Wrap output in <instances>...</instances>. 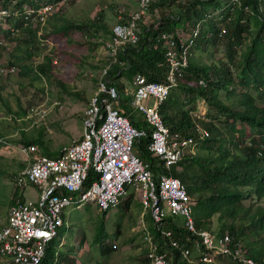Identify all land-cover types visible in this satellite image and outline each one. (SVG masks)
Returning a JSON list of instances; mask_svg holds the SVG:
<instances>
[{
	"label": "built area",
	"instance_id": "2783aa9c",
	"mask_svg": "<svg viewBox=\"0 0 264 264\" xmlns=\"http://www.w3.org/2000/svg\"><path fill=\"white\" fill-rule=\"evenodd\" d=\"M150 1L138 0L134 12L125 19L118 17L111 26V38L106 42L109 61L114 60L117 51L124 46L138 43L139 22L149 10ZM231 2L238 4L239 0ZM52 6L17 7L15 0H11L8 5H0V25L10 21L5 24L6 28L3 26L10 36L18 32L13 26L17 20H34L39 28L44 27L53 11ZM201 27L202 23L196 22L180 41H175L169 34L162 35L168 66L162 81L148 80L143 74L133 77L129 105L148 124L149 132L135 127L116 108L120 94L108 79V63L102 68L97 87L83 111L78 138L59 147L54 157L39 153L34 144H19L26 165L14 175L13 191L30 185L35 194L32 200L16 198L9 205L5 221L0 224V264H40L51 241L59 237L58 245L63 244L59 227L64 223V207L93 203L98 210L107 211L116 208L128 190L141 194L144 209L148 210L152 222V229L144 222L139 225L146 242L144 264H170L167 252L176 250L188 264H222L221 257L239 264H264V259L256 261L247 255L243 241L235 239L229 231L218 234L210 229L196 228L191 215L192 201L179 180L165 173L155 178L150 165L135 153L139 140L149 136L147 149L161 162L163 169L170 170L187 153L193 152V138L170 132L159 107L182 75L189 50ZM57 104L31 106L25 119L37 123ZM192 114L202 117L203 112L197 110ZM195 134L199 138L207 136V132L199 127L195 128ZM90 173L94 181L86 186ZM167 216H180L181 226L187 234L175 236L173 230L165 226ZM192 251L194 256L190 257Z\"/></svg>",
	"mask_w": 264,
	"mask_h": 264
},
{
	"label": "trees",
	"instance_id": "16d2710c",
	"mask_svg": "<svg viewBox=\"0 0 264 264\" xmlns=\"http://www.w3.org/2000/svg\"><path fill=\"white\" fill-rule=\"evenodd\" d=\"M9 1L11 0H2L0 5H8ZM58 1L60 0H15V6L38 8L45 4H57ZM173 1L151 0L149 11L152 13L162 9ZM246 15L248 21H245ZM96 20L98 21L95 25L98 28H105L108 41L111 38V27L102 24L100 16ZM250 21H253L254 31L249 27ZM9 22L7 20L5 24ZM29 22L17 20L13 26L18 30H27L30 28ZM142 22L141 19L138 43L134 46H124L117 51L114 60L106 61V64L110 63L108 79L116 85L119 94L126 93L121 77L131 84L136 74H143L148 80L153 81L164 79L168 66L165 60L166 42L162 39L163 34H169L175 41H180L187 36L196 22H201L199 36L191 48L200 47L197 40L201 35L202 40L210 43H214L223 35L228 37L226 59L219 58L206 63L193 57L190 48L182 75L169 89L167 98L159 107L161 118L169 131L191 136L194 147L198 148L197 152L187 153L170 170L163 169L161 162L147 149L149 136L139 140L135 153L143 162L150 165L155 178L158 179L165 173L179 180L192 201L191 215L196 228L212 230L210 218L216 215L219 226L218 230L212 231L219 234L227 230L235 239L243 241L245 233L243 225L246 218L251 224H257L260 229L264 225V211L250 214V208L243 204L245 195L264 199V104L258 105L250 92V89L256 92L264 88V0H239L238 4H233L231 0H186V6L181 7L176 15L169 13L157 17L155 22L148 25ZM182 24L186 25L185 29ZM37 28H30L32 31L29 33L32 37L36 36ZM73 28H83V25L70 22L62 30ZM2 29L8 36L5 28ZM248 37L250 42L243 46V40ZM237 47L241 48L238 59L235 60L234 53ZM27 55L31 56L30 53ZM50 62L49 57H46L44 62H39L36 70H33L34 74L37 75L36 72L48 74ZM233 64L238 79L235 78ZM222 93L224 98L221 96ZM129 98L131 96L126 100L119 99L115 104L116 108L121 114L126 115L135 127L149 132L150 127L142 116L132 112ZM197 99L203 100L206 105L202 117L191 114L193 109H196ZM37 104L26 108L19 106L16 111H12L13 116L21 119L29 107ZM196 127L206 131L207 136L199 138L195 134ZM22 143L44 146L40 135L30 139L23 138ZM45 154L55 156L48 148H45ZM92 181L94 176L90 173L86 186ZM18 192L17 189L12 192L13 197L8 205L16 198H20L16 195ZM133 193L128 190L126 196L121 198L119 203L121 202L123 208L132 200ZM101 212L104 215L107 211ZM166 220L165 226L171 228L175 236L183 237L187 234L181 226L180 216H167ZM102 226L97 230L96 239L100 243L99 249L102 254H109L115 246L104 242L105 233ZM150 227L152 229V225ZM254 231L255 234L259 232L258 229ZM52 242L48 244L40 264L61 263L62 259L58 251L53 249ZM243 245L245 253L254 260L264 259L263 250L249 245L248 242L245 244L243 242ZM167 257L170 264H188L179 256L177 250L168 251ZM145 260L146 252L143 264Z\"/></svg>",
	"mask_w": 264,
	"mask_h": 264
},
{
	"label": "rangeland",
	"instance_id": "374dc122",
	"mask_svg": "<svg viewBox=\"0 0 264 264\" xmlns=\"http://www.w3.org/2000/svg\"><path fill=\"white\" fill-rule=\"evenodd\" d=\"M184 6L186 0H174L152 13L148 10L142 24L148 25L155 22L157 17L169 13L176 15ZM137 7L138 0H60L52 6L53 11L44 27L37 28L36 21L29 20L30 28H37L34 37L29 33L32 31L30 28L19 29L15 35L6 36L2 28L7 26L0 25V220H4L9 201L13 197L15 172L26 163L25 156L19 151L23 138L40 135L44 146L56 152L58 145L70 143L81 132L83 111L89 96L97 87L102 68L109 60L105 48L108 36L105 28L95 25L98 21L96 18L100 16L102 24L110 28L118 17L126 18ZM244 18L248 21L247 15ZM70 22L82 24L83 28L62 30ZM184 24L182 26L185 29ZM249 27L254 31L253 21L249 22ZM203 40L201 35L197 40L200 47L191 48L193 57L206 63L219 58L226 59V35L214 43ZM249 42V37L244 39L243 46ZM240 48H236L235 60L238 59ZM46 57L51 61L48 74H34L36 65L44 62ZM232 69L238 79L234 64ZM121 80L125 84L126 93H121L120 99L126 100L131 96L133 84L128 83L124 77ZM250 92L258 105L264 104V88L256 92L250 89ZM221 96L224 98L223 93ZM53 102L58 104L51 107L45 119L34 124L25 116L17 119L12 113L19 106L26 108L35 103L50 105ZM197 110L200 113L206 110L201 99H197L196 109L192 113L196 114ZM35 145L40 151V147ZM197 150L195 146L193 154ZM33 190V186L27 185L22 193L19 191L16 195H22L24 200H32L35 194ZM120 204L107 210L104 215L93 203L64 207V223L59 227L63 244L57 245L59 237L52 242L53 249L58 251L62 259L60 264H143L146 242L139 225L144 222L147 227L151 226L149 212L144 209L141 194L137 192L133 193L126 208ZM243 204L250 208V214L264 211V199L245 195ZM101 226L105 233L104 242L115 246L109 254H102L96 239L97 230ZM218 226L216 215H212L210 228L218 230ZM243 229L244 244L248 242L264 251V225L260 229L246 218ZM254 229L259 230L258 234H255ZM189 256L193 257L194 252H190ZM220 259L223 264H239L228 257Z\"/></svg>",
	"mask_w": 264,
	"mask_h": 264
},
{
	"label": "crops",
	"instance_id": "0c3cea01",
	"mask_svg": "<svg viewBox=\"0 0 264 264\" xmlns=\"http://www.w3.org/2000/svg\"><path fill=\"white\" fill-rule=\"evenodd\" d=\"M105 45H106V43H105ZM105 48H106V50H107V47L105 46ZM93 94V93H92ZM92 94L89 96V98L92 96ZM89 100V99H88ZM132 108V107H131ZM132 112L134 113V114H138V113H136V112H134L133 111V109H132ZM81 133V132H80ZM79 136H80V134H79ZM78 136V137H79ZM78 137H74V138H78ZM73 139V138H72ZM31 144H33V143H31ZM64 144H66V143H64L63 142V144H61V145H58L57 147H61L62 145H64ZM35 145V144H34ZM36 146V145H35ZM45 148H47V147H45V146H42V147H40V151H39V149H38V152L39 153H41V154H45ZM59 149V148H58ZM50 152H52V153H54L55 155L57 154V151L56 152H54L52 149H48ZM46 155V154H45ZM26 158V157H25ZM26 162V161H25ZM26 165V163L24 164V166ZM24 166H22V167H24ZM22 167H19V169L17 170V172L22 168ZM17 172H15V173H17ZM24 189H22V190H20V192L22 193V191H23ZM21 196V198L22 199H24V197L22 196V195H20ZM11 197V196H10ZM10 200V199H9ZM8 207H9V205H8ZM7 210H8V208L6 209V212H5V215H7ZM6 217V216H5ZM3 220V219H2ZM2 220H0V224L2 223V222H4L5 221V218H4V220L2 221ZM66 264V263H65Z\"/></svg>",
	"mask_w": 264,
	"mask_h": 264
}]
</instances>
